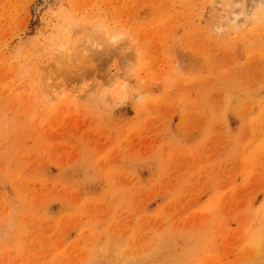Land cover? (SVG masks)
<instances>
[{
  "label": "rangeland",
  "instance_id": "374dc122",
  "mask_svg": "<svg viewBox=\"0 0 264 264\" xmlns=\"http://www.w3.org/2000/svg\"><path fill=\"white\" fill-rule=\"evenodd\" d=\"M253 1L0 0V264H264Z\"/></svg>",
  "mask_w": 264,
  "mask_h": 264
},
{
  "label": "bare ground",
  "instance_id": "6f19581e",
  "mask_svg": "<svg viewBox=\"0 0 264 264\" xmlns=\"http://www.w3.org/2000/svg\"><path fill=\"white\" fill-rule=\"evenodd\" d=\"M252 1H253V0H252ZM257 1H258V0H257ZM257 1H253V2L256 3L257 5H260V3H258ZM253 6H254V5H253ZM232 20L235 21V20H236V16H234V17L232 18ZM109 36H110V35H109ZM109 36H108V37H109ZM105 37H106V36H105ZM114 38H115V36H113V37L111 36V37L109 38V40L111 41V39H114ZM107 39H108V38H107ZM97 45H98V44H97Z\"/></svg>",
  "mask_w": 264,
  "mask_h": 264
}]
</instances>
